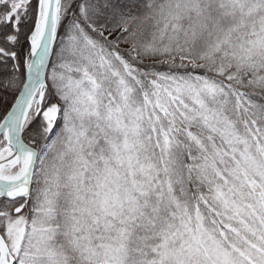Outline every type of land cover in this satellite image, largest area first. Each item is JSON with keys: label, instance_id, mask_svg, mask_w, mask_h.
Here are the masks:
<instances>
[{"label": "snow or ice", "instance_id": "6c2138e0", "mask_svg": "<svg viewBox=\"0 0 264 264\" xmlns=\"http://www.w3.org/2000/svg\"><path fill=\"white\" fill-rule=\"evenodd\" d=\"M0 264H264V0H0Z\"/></svg>", "mask_w": 264, "mask_h": 264}]
</instances>
